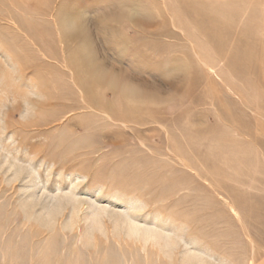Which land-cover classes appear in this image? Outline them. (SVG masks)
Instances as JSON below:
<instances>
[{"label":"rangeland","instance_id":"374dc122","mask_svg":"<svg viewBox=\"0 0 264 264\" xmlns=\"http://www.w3.org/2000/svg\"><path fill=\"white\" fill-rule=\"evenodd\" d=\"M254 242L264 0H0V264H254Z\"/></svg>","mask_w":264,"mask_h":264},{"label":"bare ground","instance_id":"6f19581e","mask_svg":"<svg viewBox=\"0 0 264 264\" xmlns=\"http://www.w3.org/2000/svg\"><path fill=\"white\" fill-rule=\"evenodd\" d=\"M122 90H123V93H124V92H126L127 90H130V89L125 86ZM131 92H132V89H131ZM231 210L236 215L239 216L238 212L233 207H231ZM90 219H92V220L90 221ZM90 219L88 220V222H90V224L92 225V227L98 229V227L100 226V222L97 219V217H92ZM156 220H157V222H159V223H161L163 225H166L167 222H168V220L166 218L162 217L161 215H159L158 218H156ZM127 224L130 227L129 229H131V231H130L131 232L130 233V238L131 237L132 238H137L138 240H140V242L145 243V245H147L149 243H153L154 245H157V246H159V247H161L163 249H169V250L170 249L171 250L174 249L176 247V245H177L176 236H174L175 234L173 235V232H165V233H162L161 231H157V230L154 231L152 229H147V228H144L142 226L136 225L137 223L135 221H130ZM192 259H193V256L192 255H189L187 257L188 262H190ZM201 261H202V259H201Z\"/></svg>","mask_w":264,"mask_h":264},{"label":"crops","instance_id":"0c3cea01","mask_svg":"<svg viewBox=\"0 0 264 264\" xmlns=\"http://www.w3.org/2000/svg\"><path fill=\"white\" fill-rule=\"evenodd\" d=\"M254 264H264V246L257 245V242L253 244Z\"/></svg>","mask_w":264,"mask_h":264}]
</instances>
